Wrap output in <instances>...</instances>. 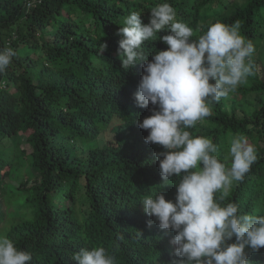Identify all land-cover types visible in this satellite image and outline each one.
<instances>
[{"label":"trees","instance_id":"obj_1","mask_svg":"<svg viewBox=\"0 0 264 264\" xmlns=\"http://www.w3.org/2000/svg\"><path fill=\"white\" fill-rule=\"evenodd\" d=\"M38 1L0 0V49L16 52L0 73V232L32 254L31 264H76L73 254L93 247L115 264L175 261V233L165 235L141 204L161 187L154 154L164 149L145 143L148 133L120 110L136 80L118 56V29L132 12L148 23L164 2L196 35L239 20L255 46L252 75L188 130L211 138L221 158L230 135L249 138L257 161L222 203L264 215V0ZM179 179L161 189L166 200ZM249 259L264 264V248Z\"/></svg>","mask_w":264,"mask_h":264},{"label":"clouds","instance_id":"obj_2","mask_svg":"<svg viewBox=\"0 0 264 264\" xmlns=\"http://www.w3.org/2000/svg\"><path fill=\"white\" fill-rule=\"evenodd\" d=\"M142 16L132 12L125 17L117 35L123 37L118 48L122 67L133 68L136 80L130 101L120 110L148 133L145 143L164 149L154 154L162 184L155 196L143 198L144 212L155 217L165 235L175 233L170 240L176 246L173 264H251V253L264 248V215L241 214L238 203L222 201L249 173L258 150L237 133L230 135L228 154L221 158L211 138L193 136L188 129L204 123L212 115L211 105L252 75L255 46L241 34L239 20L231 25L218 21L196 35L199 28L178 20L167 2L151 8L148 23ZM15 55L11 47L0 49V73ZM173 177L180 178L175 200H166L161 189ZM152 224L149 219L147 227ZM32 259L0 232V264H31ZM72 260L115 264L103 247L81 249Z\"/></svg>","mask_w":264,"mask_h":264},{"label":"rangeland","instance_id":"obj_3","mask_svg":"<svg viewBox=\"0 0 264 264\" xmlns=\"http://www.w3.org/2000/svg\"><path fill=\"white\" fill-rule=\"evenodd\" d=\"M263 56H264V49H263ZM249 111H251V109L249 108ZM22 149H25V148H27L23 143H22V145L20 146Z\"/></svg>","mask_w":264,"mask_h":264}]
</instances>
